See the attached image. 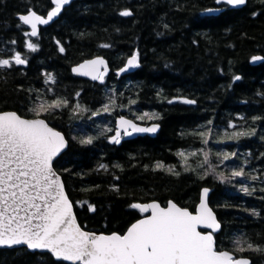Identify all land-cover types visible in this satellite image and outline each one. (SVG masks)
<instances>
[{
	"label": "trees",
	"instance_id": "16d2710c",
	"mask_svg": "<svg viewBox=\"0 0 264 264\" xmlns=\"http://www.w3.org/2000/svg\"><path fill=\"white\" fill-rule=\"evenodd\" d=\"M50 8L51 0H0V59L19 52L27 60L26 65L0 68V112L35 118L30 108L41 101H69L68 107L45 112L41 118L68 141L54 165L80 226L123 234L143 217L131 204L158 201L165 206L172 200L194 211L201 189L207 188L209 204L221 223L215 235L217 248L231 252L236 240L264 248L260 190L264 188V60L252 62L254 56L264 57V0H248L240 9L217 6L214 0H79L64 8L57 21L40 28L37 37L26 36L29 29L18 15L29 9L45 14ZM211 8L222 11L207 15ZM124 10L132 15L121 16ZM28 42L38 50L29 51ZM134 54L139 67L115 75ZM95 56L104 57L111 69L102 84L72 75L74 65ZM49 74L54 82L47 81ZM110 97L116 102L114 109L94 116ZM181 97L195 103L173 101ZM77 104L86 111L74 113ZM144 113H156L159 119H137ZM118 115L157 122L160 130L155 137L111 144V131L104 130L113 128ZM208 129L212 136L205 145L198 133ZM248 129L255 134L224 136ZM88 136L94 137L92 144L80 143ZM217 139L225 142L216 143ZM180 151L198 153L188 158L194 171H185ZM203 151L215 173L207 164L199 166ZM222 152L236 155L221 161ZM158 162L165 169H156ZM240 167L243 178L222 183L216 175L230 176L233 168ZM245 186L255 191L246 194L241 190ZM234 254L248 257L251 264L264 263V251ZM0 264L68 263L21 247L0 248Z\"/></svg>",
	"mask_w": 264,
	"mask_h": 264
},
{
	"label": "snow or ice",
	"instance_id": "6c2138e0",
	"mask_svg": "<svg viewBox=\"0 0 264 264\" xmlns=\"http://www.w3.org/2000/svg\"><path fill=\"white\" fill-rule=\"evenodd\" d=\"M54 8L47 12L46 17L29 9L27 14L19 15V20L31 28L25 32L26 36H38L37 25H48L59 16L65 5L71 0H51ZM217 4L237 7L244 5L246 0H216ZM207 12H219L221 9H207ZM121 16H131L128 10L120 12ZM15 43V41H13ZM107 48L110 45L102 44ZM27 49L35 52L38 45L27 43ZM63 52V47L60 48ZM252 60H264V57L254 56ZM26 65L27 60L17 52L11 59H0V68H10L12 65ZM126 67L121 72L139 67L138 54H134L126 62ZM103 69V71H101ZM107 63L103 58L85 61L73 72L80 76H88L92 80L104 82L107 73ZM236 80L240 77L236 76ZM47 81L54 82V77L49 74ZM185 104H193L194 100L184 99ZM115 100L109 98V103L99 111L93 112L94 116L110 113L115 107ZM136 103L135 100L131 101ZM169 103H172L170 100ZM69 101L63 98L43 100L30 108L35 118H25L15 111L0 112V247H13L26 245L30 250L47 251L57 261L68 264H251L248 258H236L234 252L264 251L258 245L247 240H236V247L230 251L219 250L213 233L220 229V224L207 203L209 190L203 189L201 201L195 214L187 208L179 207L169 201L166 207L157 202L148 204L133 203L130 207L146 214L143 219L131 224L126 233L121 235L95 234L83 230L77 223L73 213V204L70 201L65 185L55 170L54 161L67 147L65 137L49 127L41 115L45 112L55 111L68 107ZM86 111L79 104L73 112ZM159 119L156 113H144L137 117L139 120ZM255 119H259L256 117ZM211 123V122H209ZM230 128H236L230 123ZM159 125L140 127L132 120L121 117L115 129V134L110 137V142L119 144L123 136H132L134 133H156ZM105 132L113 131L111 128ZM254 129L225 132L227 139H237L241 136L254 135ZM202 142L207 145L212 136L211 129L198 133ZM93 136L81 139L80 143L90 145ZM216 143L225 142L217 139ZM177 155L181 158L185 171H194L188 164V158L198 155L196 151H180ZM236 153L222 152L221 161L232 159ZM203 167L208 165L209 171L216 169L209 162L208 152H203ZM118 167V166H117ZM100 168L107 169L101 164ZM156 169H165L162 163L156 164ZM167 171L173 172V168ZM208 173H205L207 175ZM223 183L234 178H243V167L233 168L230 176L223 172L216 173ZM203 178V177H202ZM256 180V176L251 177ZM246 194H251L248 187L241 189ZM264 191V188L260 189ZM94 211V208H91ZM258 215V213H253ZM211 229L203 233L199 229Z\"/></svg>",
	"mask_w": 264,
	"mask_h": 264
},
{
	"label": "water",
	"instance_id": "95a60500",
	"mask_svg": "<svg viewBox=\"0 0 264 264\" xmlns=\"http://www.w3.org/2000/svg\"><path fill=\"white\" fill-rule=\"evenodd\" d=\"M75 1H79V0H71V3H73V2H75ZM215 1V4L217 5V6H220L221 4H217L216 3V0H214ZM247 1L248 0H246V3L244 4V5H241V6H237V7H232V6H230V5H228L231 9H240V8H242V7H244L246 4H247ZM71 3H69L68 5H65L64 6V8H66V7H68ZM53 5V7L52 8H54V4H52ZM51 8V9H52ZM63 8V9H64ZM51 9H49V11L51 10ZM63 9H62V11H63ZM211 9H217V8H211ZM220 9V8H219ZM62 11H61V13H62ZM221 11H222V9H221ZM221 11H219V12H207L206 11V14L207 15H218ZM48 12V11H47ZM28 13V12H27ZM27 13H25V14H27ZM60 13V14H61ZM38 14V13H37ZM60 14H59V16H60ZM21 15H24V14H21ZM39 15H42V14H39ZM46 15H47V13H45V14H43L42 16H45L46 17ZM59 16H57L56 18H54L53 19V21H51L48 25H50V24H52V23H54L55 21H57V19L59 18ZM18 18H19V15H18ZM26 27H28L29 29H30V31H31V28H30V26H28V25H25ZM47 25H37V28H38V34H39V30H40V27H46ZM97 57H99V58H103L105 61H106V63H107V68H108V70H107V73H106V75L104 76V80H105V78L110 74V72H111V69H110V66H109V63H108V61L104 58V57H102V56H95V57H93V58H91V59H87V60H84V61H82L81 63H84L85 61H88V60H92V59H96ZM129 58H131V56L129 57ZM129 58H127V60L129 59ZM127 60H126V62H127ZM126 62H125V64L120 68V69H122V68H125L127 65H126ZM252 62L254 63V64H259V63H261L262 62V60H260V61H253L252 60ZM81 63H79V64H76V65H74L72 68H71V73H72V75H74V76H76V77H80V78H84V79H88V80H91V81H93V82H98V83H101L99 80H92L90 77H88V76H80V75H77V74H75L74 72H73V69L74 68H76V67H78ZM120 69H117L116 71H115V74H117L118 76H123V75H126V74H128V73H130V72H132L133 71V69L134 68H131V69H128L127 71H124V72H121L120 71ZM101 71H103V69H101ZM184 99H188V98H184V97H181V98H174L173 99V101H183ZM190 100V99H189ZM194 104V103H193ZM121 117H124V118H126V119H129V120H132L134 123H136L138 126H140V127H150V126H152V125H159L158 123H150V124H148V125H144V124H140V123H137V122H135L133 119H131V118H128V117H126V116H118L116 119H115V129H116V126H117V122H118V120L121 118ZM41 118V117H40ZM29 119H31V118H29ZM41 119H43V118H41ZM46 121V120H45ZM46 123H47V121H46ZM49 125V124H48ZM49 127H52V126H50L49 125ZM53 128V127H52ZM54 129V128H53ZM54 130H56V129H54ZM159 130H160V125H159V128H158V131L156 132V133H134L132 136H123V138H121V140H131V139H134V138H136V137H138V136H146V135H148V136H150V137H155L157 134H158V132H159ZM56 131H58V130H56ZM60 132V131H59ZM61 133V132H60ZM63 136H64V134L63 133H61ZM114 134H115V132H114ZM113 134V135H114ZM112 135V136H113ZM65 137V136H64ZM65 140L67 141V139L65 138ZM121 143V142H120ZM119 143V144H120ZM67 146H68V141H67ZM67 149V147L61 152V154L65 151ZM60 154V155H61ZM59 155V156H60ZM58 156V157H59ZM57 157V158H58ZM56 158V159H57ZM58 174V173H57ZM59 175V174H58ZM60 176V175H59ZM61 177V176H60ZM61 180H62V178H61ZM63 181V180H62ZM203 189H205V188H203ZM203 189H201V191H200V197H199V201H198V203H197V205H196V208H195V210L194 211H191L190 209H188L190 212H192L193 214H195V212H196V209H197V207H198V205H199V203H200V201H201V197H202V194H203ZM209 190V189H208ZM65 191H66V189H65ZM67 193V192H66ZM209 193H210V191L208 192V197H207V203H208V206H209V208H211V206H210V204H209ZM71 201V200H70ZM169 201H172V200H169ZM168 201V202H169ZM152 202H157V203H159L158 201H151V202H147V203H143V204H148V203H152ZM168 202H167V204H168ZM172 202H174V201H172ZM175 203V202H174ZM160 204V203H159ZM167 204L165 205V206H163V205H161L162 207H166L167 206ZM177 204V203H176ZM178 205V204H177ZM179 206V205H178ZM179 207H181V206H179ZM182 208H184V207H182ZM212 209V208H211ZM212 211H213V213H214V215H215V217H216V220H217V222L220 224V229L218 230V231H216L215 233H213V236H214V239H215V235L221 230V223L219 222V220H218V218H217V215H216V213H215V211L212 209ZM73 213H74V215H75V211H74V207H73ZM76 216V215H75ZM144 218V216L143 217H141L140 219H143ZM77 219V218H76ZM140 219H138V220H140ZM138 220H136L135 222H137ZM135 222H133V223H135ZM77 223L79 224V222H78V220H77ZM132 223V224H133ZM80 225V224H79ZM131 226V225H130ZM129 226V227H130ZM128 227V228H129ZM82 228V227H81ZM127 228V229H128ZM83 229V228H82ZM127 229H126V231H127ZM84 230V229H83ZM200 231H202L203 233H209V232H211V229H203V228H201V229H199ZM87 231V230H86ZM126 231L123 233V234H125L126 233ZM88 232H91V233H95V234H97V235H99V234H104V235H110V234H113V233H117V232H113V233H97V232H93V231H88ZM117 234H120V233H117ZM123 234H121V235H123ZM21 247H25V248H27V246L26 245H19V246H13V247H0V248H8V249H14V248H21ZM27 250L28 251H30V252H40V253H44V252H47V251H40V250H30V249H28L27 248ZM224 251H227V250H224ZM47 253H49V252H47ZM49 254H51V253H49ZM234 256H235V254H234ZM54 258V257H53ZM236 258H248V257H236ZM55 259V258H54ZM249 259V258H248ZM56 260V259H55ZM250 260V259H249ZM251 261V260H250ZM68 263V262H67ZM264 264V263H263Z\"/></svg>",
	"mask_w": 264,
	"mask_h": 264
},
{
	"label": "flooded vegetation",
	"instance_id": "af4514ba",
	"mask_svg": "<svg viewBox=\"0 0 264 264\" xmlns=\"http://www.w3.org/2000/svg\"><path fill=\"white\" fill-rule=\"evenodd\" d=\"M86 80H87V79H86ZM89 81H90V80H89ZM91 82H93V81H91ZM93 83H98V82H93ZM122 137H123V134H122ZM123 141H125V140H121V143H122ZM121 143H120V144H121ZM120 144H119V145H120Z\"/></svg>",
	"mask_w": 264,
	"mask_h": 264
},
{
	"label": "rangeland",
	"instance_id": "374dc122",
	"mask_svg": "<svg viewBox=\"0 0 264 264\" xmlns=\"http://www.w3.org/2000/svg\"><path fill=\"white\" fill-rule=\"evenodd\" d=\"M107 129V128H106ZM188 152H192V151H188ZM203 152H205V151H203ZM187 153V152H186ZM191 157V156H190Z\"/></svg>",
	"mask_w": 264,
	"mask_h": 264
}]
</instances>
